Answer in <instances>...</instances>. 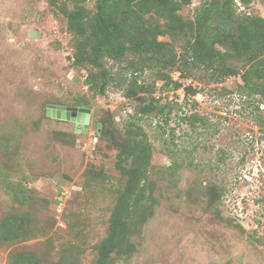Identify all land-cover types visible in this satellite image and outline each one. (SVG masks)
Instances as JSON below:
<instances>
[{"label":"rangeland","instance_id":"rangeland-1","mask_svg":"<svg viewBox=\"0 0 264 264\" xmlns=\"http://www.w3.org/2000/svg\"><path fill=\"white\" fill-rule=\"evenodd\" d=\"M178 1L185 19L208 3ZM96 3L84 1L91 13ZM248 14L264 18V0H234L231 15L214 20L235 29ZM159 39L181 52V41ZM73 54L71 25L48 0H0V264H95L125 184L113 139L126 137V120L139 112L157 203L132 237L135 249L114 254L115 264H264V97L241 91V73L200 68L182 78L168 67L172 79L161 80L157 69L137 71L139 83H155L153 97L175 103L165 124L142 112L149 95L125 96L126 62L107 58L111 82L94 94ZM49 104L91 109L88 133L76 132L83 119L49 115ZM191 114L203 119H182Z\"/></svg>","mask_w":264,"mask_h":264},{"label":"trees","instance_id":"trees-1","mask_svg":"<svg viewBox=\"0 0 264 264\" xmlns=\"http://www.w3.org/2000/svg\"><path fill=\"white\" fill-rule=\"evenodd\" d=\"M54 14L62 13L68 19L74 38L73 65L88 71L86 82L94 94H103L111 82L106 59L126 62L131 73L126 78L125 96L149 95V103L142 112H155L168 124L174 110L172 100L162 102L153 97L155 83H139L137 71L157 69L161 80L172 79L168 67H178L180 76H192V70L204 69L217 76L241 73V91L246 95L264 97V18L251 14L241 17L235 29L224 20L215 18L231 15L234 0H204L193 19H185L178 12V0H97L96 11L91 13L85 0H48ZM169 35L182 42L178 53L170 41L159 39ZM221 45L224 50L218 49ZM72 58V57H71ZM234 61H243L242 71ZM218 72V73H217ZM176 89L183 87L188 96L196 92L192 84L175 81ZM88 106L89 103H81ZM139 113L126 120V137L113 139L117 146L116 167L125 177L109 218L107 235L95 245V264H115L114 254H128L135 249L132 237L141 233L144 223L154 214L157 203L155 183L150 179L152 144ZM191 125L203 118L197 114L185 115ZM102 135L108 134L106 122ZM175 129H172V136Z\"/></svg>","mask_w":264,"mask_h":264},{"label":"water","instance_id":"water-1","mask_svg":"<svg viewBox=\"0 0 264 264\" xmlns=\"http://www.w3.org/2000/svg\"><path fill=\"white\" fill-rule=\"evenodd\" d=\"M190 2L191 0H180ZM47 112L54 118L69 120L79 123L82 119L84 121L83 127H78L76 132L88 133L91 118V109L89 108H71L62 104H49Z\"/></svg>","mask_w":264,"mask_h":264},{"label":"flooded vegetation","instance_id":"flooded-vegetation-1","mask_svg":"<svg viewBox=\"0 0 264 264\" xmlns=\"http://www.w3.org/2000/svg\"><path fill=\"white\" fill-rule=\"evenodd\" d=\"M202 1H204V0H202Z\"/></svg>","mask_w":264,"mask_h":264}]
</instances>
